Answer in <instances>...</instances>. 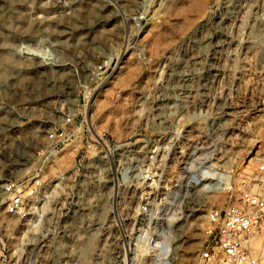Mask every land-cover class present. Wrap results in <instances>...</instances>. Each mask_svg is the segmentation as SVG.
<instances>
[{
	"label": "rangeland",
	"instance_id": "1",
	"mask_svg": "<svg viewBox=\"0 0 264 264\" xmlns=\"http://www.w3.org/2000/svg\"><path fill=\"white\" fill-rule=\"evenodd\" d=\"M7 47L32 69L0 81V195L24 180L29 207L0 209V264H196L207 212L237 201L264 154V0H0ZM95 64L109 68L103 82ZM93 93L88 126L111 142L95 151L110 160L49 203L82 143L50 167L45 132L67 107L87 114ZM192 154L218 174L196 184ZM131 162L157 175L146 220L141 180L120 174ZM143 223L167 236L166 260L124 258Z\"/></svg>",
	"mask_w": 264,
	"mask_h": 264
},
{
	"label": "built area",
	"instance_id": "2",
	"mask_svg": "<svg viewBox=\"0 0 264 264\" xmlns=\"http://www.w3.org/2000/svg\"><path fill=\"white\" fill-rule=\"evenodd\" d=\"M143 18H138V21ZM108 69L105 64H95L91 70L93 82L106 80ZM86 117V112H82L80 108L67 107L61 113L59 122L45 132L46 149L42 158L50 167L57 166L59 162L65 160L63 153L67 147L82 143L77 150L73 166L67 172H60L54 185L51 186L50 195L47 197L49 203L54 198L60 197L63 191L61 186L67 180L76 178L81 173L84 174L87 168L99 169V164L96 163L99 160H110L106 153L98 155L95 152L97 143L104 149L111 144L109 140L103 135L93 139L85 136L92 133ZM193 159H195L194 154H192ZM40 171L43 172V169ZM120 174L123 179L136 177L141 180L140 189L144 200L139 211L145 218L143 220H146L152 214L150 199L153 184H156L157 179L154 169L151 167L137 169V166L131 162L129 166L122 168ZM26 186L24 180H6L2 184L0 209L6 205L7 214L26 215L29 207L28 198L24 193ZM204 235L196 264H264V154L257 161L252 179L239 188L237 201L225 208H211L207 212ZM128 237L127 246L124 247L126 260L151 258L159 262L160 250L169 251V247L165 244H161L154 251L147 242L138 239L136 235Z\"/></svg>",
	"mask_w": 264,
	"mask_h": 264
},
{
	"label": "bare ground",
	"instance_id": "3",
	"mask_svg": "<svg viewBox=\"0 0 264 264\" xmlns=\"http://www.w3.org/2000/svg\"><path fill=\"white\" fill-rule=\"evenodd\" d=\"M48 26H49V24H48ZM8 48L9 47H7V49L6 48L3 49L1 54H0V81L5 83L6 79H8L9 75L13 71H17V73H18V75H17L18 79L16 81H20L23 78L26 79L27 78L26 76H28V73H29L27 71L28 70L30 71V69H32V65L23 62V59H21V58H15L13 55L10 54L11 47H10V49H8ZM24 54H26L28 56L39 57V55L37 53H35L33 51H30V50L25 51ZM23 65H24V69H27V70H21ZM95 98H96V93H93L92 96L90 97V100H89L90 103H89V106L87 107L88 110H86L87 111L86 115H88V120H89V117L91 116V111H92V107L94 106ZM88 123H89V126L92 128V126L90 125V124H92V123H90V120H89ZM92 132L97 138L100 137L99 135H101V134H99V132H96L94 129H92ZM197 166H198V170L196 169ZM193 168H195L196 170L194 171ZM192 170H193V172H192V180L196 184L198 182H201L202 180L208 178V177H214L215 175L218 174L216 168L214 167V164H211L209 162L208 163H206V162L203 163L202 159L199 158V157H196L195 159L192 160ZM220 175H222V174H220ZM229 180H230V176L227 175L224 178V182L225 183H224L223 187H225L228 184ZM154 185L155 184H153V186ZM204 186H207V185H204ZM144 226H147V225L144 224V223L141 224V226H140V228H139V230L137 232L136 237L138 239H140V240L142 239L145 242H147V244L150 246V248H152V250H154V251L157 250L158 247L161 244H165L166 246H168L169 247V251H170V243H169L168 238H167L166 235L164 236L163 234H159V235L157 234L158 235L157 237H155L154 235L147 236L148 229L147 228H143ZM140 229L144 231V234L143 233L141 234V230ZM169 251L160 250L159 261L166 260V256H167ZM161 263L163 264L164 262H161Z\"/></svg>",
	"mask_w": 264,
	"mask_h": 264
}]
</instances>
